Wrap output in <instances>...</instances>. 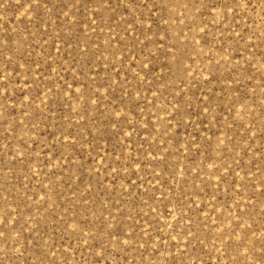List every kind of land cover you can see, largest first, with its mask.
<instances>
[{
    "label": "rangeland",
    "instance_id": "rangeland-1",
    "mask_svg": "<svg viewBox=\"0 0 264 264\" xmlns=\"http://www.w3.org/2000/svg\"><path fill=\"white\" fill-rule=\"evenodd\" d=\"M146 2L0 0V264H264V0Z\"/></svg>",
    "mask_w": 264,
    "mask_h": 264
},
{
    "label": "snow or ice",
    "instance_id": "snow-or-ice-1",
    "mask_svg": "<svg viewBox=\"0 0 264 264\" xmlns=\"http://www.w3.org/2000/svg\"><path fill=\"white\" fill-rule=\"evenodd\" d=\"M81 2V0H75V4H73V7L76 6V4H79ZM125 0H120V4H124ZM128 3L133 5V7H147V2L146 0H140L138 5H135L132 0H128ZM201 4H204V7L207 9V11L209 12V14H211L213 11H217L219 10L220 16L223 17V20H228L229 14H232V20H236V13L238 11H240V6L247 4V0H207V3H205V0H200ZM16 4L17 6L21 7L22 9H24L25 12H29V9L32 8H43L46 9L47 8V4H41V0H30L29 3H24L22 4V0H16ZM103 6L107 7V8H111V4L109 3V0H103L102 3ZM210 5V6H209ZM67 6V5H66ZM117 7H119V5H117ZM185 8H187V5H185ZM50 11V9H49ZM113 11H115V9H113ZM150 11H152V9H150ZM35 12V11H34ZM37 15L38 13L35 12ZM97 13H99V11H97ZM65 15H67V13H65ZM141 15L144 17V13H141ZM139 23V24H143L144 23V19H141L140 17L137 18L136 20H132V21H127L126 25H128L129 27H131L132 25ZM124 31H128V27H125L123 29ZM192 28L189 27V31H191ZM140 32L144 33L145 35L147 34V32L151 31V24H149L147 26V28H140L139 29ZM201 31H203V29H201ZM131 35V33H130ZM264 35V34H262ZM236 36L239 39H244V36L241 33H236ZM113 38L109 37V42H111ZM136 40H139V37H136ZM163 38H161V43H162ZM238 42V41H237ZM8 45V41L7 40H3L0 39V48L6 47ZM146 47V46H145ZM84 52H87V49H84ZM113 55H116V53H113ZM134 59L139 60V57H134ZM0 63L9 65L12 63V57L9 56L7 57L5 60L0 61ZM142 63V70L144 67H147V63L145 62H141ZM19 67L17 66L15 68H12L11 71H9L7 73V75L5 74V69L0 67V101H4L7 99H13V94L11 92L8 91L9 85L12 83V81L9 80V78L12 76V73L15 72L18 74L19 72ZM113 67H115V65L113 64ZM190 74V73H189ZM117 75H119V71H117ZM35 83V81H33ZM38 87V86H37ZM71 87V86H69ZM87 87V85H86ZM100 87H104L103 84L100 85ZM108 87H111L110 85ZM51 90V89H49ZM24 95H27L26 93H22ZM38 95H39V87H38ZM38 98V96H34L32 101H30L29 103L34 102V100ZM15 99H19V95L15 96ZM42 103H46V101H42ZM93 103H95V101H93ZM179 103V102H178ZM5 107V105L3 103H0V109H3ZM205 111H207V109H205ZM4 115L3 111H0V117H2ZM25 115H27V113H25ZM160 119H163V117H160ZM116 120L119 121L120 120V115L117 114L116 116ZM22 123V122H21ZM187 126V125H185ZM18 127V125H14L12 128V131L15 132L16 128ZM69 135H71V133H69ZM130 135V134H129ZM6 139V137H5ZM197 139V137H193V140ZM65 143H67V138H65ZM33 143H36V141H33ZM3 145H0V150L3 149ZM19 159L21 161H23V156L19 157ZM119 159V158H117ZM31 161H29L30 163ZM50 163V160L48 161ZM69 163H71V161H69ZM111 167V166H109ZM112 172H116L115 168H111ZM119 174L117 173V176ZM234 186V185H233ZM41 200L44 199V197L40 198ZM239 206V205H237ZM154 211V209H153ZM60 219H63V217H60ZM0 225H4V217L0 216ZM69 227H72L73 232L75 233L76 231V227L74 225H69ZM168 227H171V225H168ZM239 227V225H238ZM250 227V226H249ZM191 232V229H189V233ZM189 233H185L186 235ZM147 235V233H145ZM109 235H113L112 233H109ZM6 232L5 231H0V240L6 239ZM172 239H174V237H172ZM202 242V241H201ZM124 243H127V241H124ZM145 243H147V241H145ZM164 243H166L164 237H161V244L163 245ZM143 246V245H141ZM178 247V245H176ZM107 247L104 248V251L102 253H97V255L99 257H104L105 251H106ZM186 250V249H185ZM0 251H2V249H0ZM17 252H20L19 248H16ZM20 255H23V252H20ZM53 255H55V253L53 252Z\"/></svg>",
    "mask_w": 264,
    "mask_h": 264
}]
</instances>
